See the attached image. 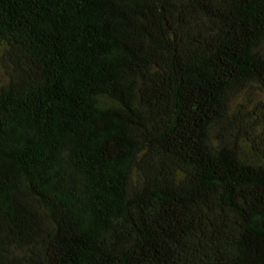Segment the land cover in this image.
<instances>
[{
	"label": "trees",
	"instance_id": "1",
	"mask_svg": "<svg viewBox=\"0 0 264 264\" xmlns=\"http://www.w3.org/2000/svg\"><path fill=\"white\" fill-rule=\"evenodd\" d=\"M0 264H264V0H0Z\"/></svg>",
	"mask_w": 264,
	"mask_h": 264
}]
</instances>
